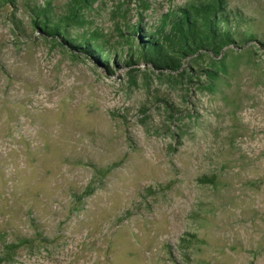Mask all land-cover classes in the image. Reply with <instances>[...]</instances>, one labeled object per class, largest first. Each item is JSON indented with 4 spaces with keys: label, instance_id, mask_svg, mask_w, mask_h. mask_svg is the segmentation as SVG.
Instances as JSON below:
<instances>
[{
    "label": "rangeland",
    "instance_id": "rangeland-1",
    "mask_svg": "<svg viewBox=\"0 0 264 264\" xmlns=\"http://www.w3.org/2000/svg\"><path fill=\"white\" fill-rule=\"evenodd\" d=\"M76 1L0 0V264H264V0Z\"/></svg>",
    "mask_w": 264,
    "mask_h": 264
},
{
    "label": "trees",
    "instance_id": "trees-1",
    "mask_svg": "<svg viewBox=\"0 0 264 264\" xmlns=\"http://www.w3.org/2000/svg\"><path fill=\"white\" fill-rule=\"evenodd\" d=\"M192 10V13H194L193 17L185 12L184 17H178L177 20L170 22L171 29L177 36L176 40L172 39L170 43L173 44L175 42L174 45L178 44L181 48L180 51L174 49L175 53L197 51L200 48H210L218 51L229 45L230 41L227 33L222 32L217 27L219 21L217 16L222 12L221 0H207L205 3H201L197 9L193 7ZM49 24L50 22L46 21L40 23L44 30L49 28L50 31L58 33L57 29L49 26ZM145 52L151 60L154 54H159L160 58L164 60L168 59L167 53L157 44L151 43V46L147 47ZM157 60L155 58L154 64H157ZM162 63L168 66V61ZM161 66L163 67V65Z\"/></svg>",
    "mask_w": 264,
    "mask_h": 264
}]
</instances>
